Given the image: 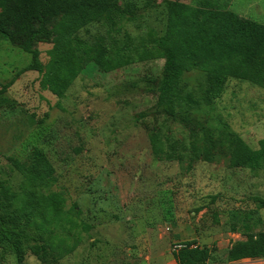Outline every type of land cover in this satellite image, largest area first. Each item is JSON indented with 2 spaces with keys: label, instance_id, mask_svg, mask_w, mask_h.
<instances>
[{
  "label": "rangeland",
  "instance_id": "1",
  "mask_svg": "<svg viewBox=\"0 0 264 264\" xmlns=\"http://www.w3.org/2000/svg\"><path fill=\"white\" fill-rule=\"evenodd\" d=\"M128 1L136 4L137 17L113 40L106 38L102 23L79 36L131 57L113 71L86 64L63 98L47 90L44 75L24 72L32 56L0 39V93L15 106L10 110L0 104V186L11 185L19 193L23 178L14 160L25 163L36 148L46 154L57 177L48 192L64 194V210L72 218L55 230L58 262L53 264H177L173 251L192 240L213 249L208 264H230L229 251L246 239L233 231L231 214L255 211L262 222L258 230L264 229V209L255 201L264 200V167L236 168L233 145L217 141L226 132L259 150L264 140V47L247 81L230 80L212 107L173 120L156 95L164 61H141L135 54L151 34L164 35L168 1L191 6L193 0ZM227 4L228 10L264 25V0ZM36 48L48 64L53 44ZM204 80L202 72H194L182 84L192 92ZM152 134H160L165 146H177L169 152L180 159L157 158ZM210 136L213 147L204 152ZM25 248V264H42ZM0 264L18 262L11 255L0 258Z\"/></svg>",
  "mask_w": 264,
  "mask_h": 264
},
{
  "label": "trees",
  "instance_id": "2",
  "mask_svg": "<svg viewBox=\"0 0 264 264\" xmlns=\"http://www.w3.org/2000/svg\"><path fill=\"white\" fill-rule=\"evenodd\" d=\"M222 1L193 0L191 6L168 1L164 35L151 34L135 54L141 61H164L156 95L158 105L173 120L212 107L223 96L230 80L247 81L264 47V25L228 10L227 0ZM136 7L128 0H0V39L32 56L33 63L24 72L44 75L42 83L47 90L63 98L86 64L113 71L131 57L104 47L103 42L87 44L79 33L92 24L102 23L108 29L106 38L113 40L115 33L137 17ZM42 43L53 44L46 65L36 48ZM194 72H202L205 80L197 89L186 92L182 81ZM11 85L13 82L6 89ZM0 104L15 109L2 93ZM227 135L223 132L217 142L223 145L226 139L233 145L231 160L236 168L264 167V140L254 151L238 137ZM150 141L157 158L180 159L169 152L177 146H165L160 134H152ZM205 141L209 144L204 151L207 152L214 141L211 136ZM13 163L23 183L19 193L11 185L0 186V258L5 260L13 255L18 264H25L27 245L42 264L56 263L55 230L72 218L64 210V194L48 192L57 183L55 170L38 148L25 163ZM255 201L264 209V200ZM73 209L76 211V206ZM80 213L77 210V215ZM231 217L233 231L243 233L246 239L231 248L229 263L264 260V229L258 230L262 225L258 214L241 209ZM212 254L213 249L201 248L196 240L183 242L173 251L177 264H208Z\"/></svg>",
  "mask_w": 264,
  "mask_h": 264
}]
</instances>
